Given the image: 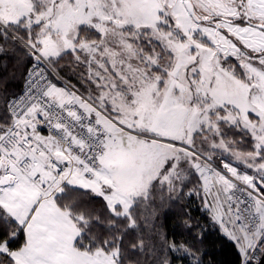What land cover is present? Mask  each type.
I'll return each mask as SVG.
<instances>
[{
	"label": "snow or ice",
	"instance_id": "obj_1",
	"mask_svg": "<svg viewBox=\"0 0 264 264\" xmlns=\"http://www.w3.org/2000/svg\"><path fill=\"white\" fill-rule=\"evenodd\" d=\"M18 51L0 264H150L154 237L205 264L157 224L184 195L240 264L264 252V0H0V58Z\"/></svg>",
	"mask_w": 264,
	"mask_h": 264
},
{
	"label": "trees",
	"instance_id": "obj_2",
	"mask_svg": "<svg viewBox=\"0 0 264 264\" xmlns=\"http://www.w3.org/2000/svg\"><path fill=\"white\" fill-rule=\"evenodd\" d=\"M28 66L27 57L20 51L0 58V82L6 81L3 86L9 94L20 93ZM66 78L76 84L73 75L67 73ZM95 203L98 208L102 207V201L97 200ZM155 207L158 211L157 224L164 235L201 249L205 264H240L237 247L212 223L199 196L184 195L179 201L165 202L162 207L157 203ZM153 241L156 244V255L152 257L150 264H159L165 257L170 258L172 264H188L187 261L177 260L179 253L169 251L163 246V241L156 240L155 237ZM144 259L148 260V257Z\"/></svg>",
	"mask_w": 264,
	"mask_h": 264
},
{
	"label": "built area",
	"instance_id": "obj_3",
	"mask_svg": "<svg viewBox=\"0 0 264 264\" xmlns=\"http://www.w3.org/2000/svg\"><path fill=\"white\" fill-rule=\"evenodd\" d=\"M24 81H25V79H24ZM23 86H24V83H23ZM22 92H23V87H22V90L20 91V93H18V94H22ZM249 255L253 256V259L251 260V264H264V252H261L259 250V246H258L257 250H255V251L250 250Z\"/></svg>",
	"mask_w": 264,
	"mask_h": 264
},
{
	"label": "rangeland",
	"instance_id": "obj_4",
	"mask_svg": "<svg viewBox=\"0 0 264 264\" xmlns=\"http://www.w3.org/2000/svg\"><path fill=\"white\" fill-rule=\"evenodd\" d=\"M69 75H72V73H69ZM67 79V78H66ZM189 187H192L191 185L189 186ZM188 196V195H187ZM165 202H167L168 203V200H166Z\"/></svg>",
	"mask_w": 264,
	"mask_h": 264
}]
</instances>
